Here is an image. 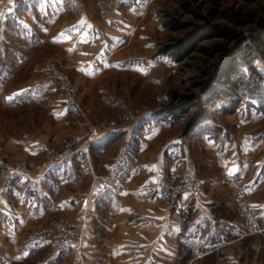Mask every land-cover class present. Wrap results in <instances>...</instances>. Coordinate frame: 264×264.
<instances>
[{
    "label": "crops",
    "instance_id": "1",
    "mask_svg": "<svg viewBox=\"0 0 264 264\" xmlns=\"http://www.w3.org/2000/svg\"><path fill=\"white\" fill-rule=\"evenodd\" d=\"M96 1L0 0V105L40 116L0 125L9 161L32 175L15 173L0 183V262L264 264V234L246 235L229 186L243 181L264 226L263 115L239 110L185 134L171 133L182 125L170 119L140 129L141 108L121 111L117 126L114 118L94 124L45 78L42 62L59 56L92 115L98 98L126 107L105 88L110 75L151 76L166 0H116L108 17ZM69 133L79 137L75 155L36 178L35 163ZM172 168L198 184L175 211L160 195ZM62 215L77 227L72 242L40 233Z\"/></svg>",
    "mask_w": 264,
    "mask_h": 264
},
{
    "label": "rangeland",
    "instance_id": "2",
    "mask_svg": "<svg viewBox=\"0 0 264 264\" xmlns=\"http://www.w3.org/2000/svg\"><path fill=\"white\" fill-rule=\"evenodd\" d=\"M98 1L99 0L96 1L97 10L102 17H106L102 14L103 10L112 12V9L116 4V0H102L105 2V6L102 9L98 5ZM200 4H201V9H200L201 15H208L209 13H211V11H213V8H215L217 5L219 6L218 13L217 14L214 13L213 16H210L206 19H202L200 17L193 16L189 13H184L179 7L180 3L178 0H166L160 4L159 10L161 13L165 14V13H174L175 11H180L178 15L180 16L181 21L185 23L183 24L185 26H183L180 30H175V31L164 28L165 32H163L162 35L158 36L156 52H154L153 55L150 54V57L155 58L156 55L158 54L157 52L165 45L171 46L175 44L177 40L191 35L197 29L201 30L207 24L215 25L218 23H223V25H226L227 27L239 29L237 20L234 19L233 15H231V12L230 13L228 12L230 9H235L240 11V13L242 14L241 19L247 21H250V19H253V16H255L254 18L255 24L254 23L249 24L245 27L240 28L243 29L244 31H248V32L255 31L257 29L256 23H258V21L261 20L264 21V0H257L256 2H253L251 4H249L247 0H201ZM223 12H226L227 14L225 15V18L224 17L220 18V16L223 15L222 14ZM161 18L163 22V17ZM216 42H222L221 38L209 39L208 37L207 38L202 37L199 41V45L200 44L209 45V44H214ZM254 47L257 48V45H254ZM249 52H252V50L248 51V53ZM216 59H217L216 57H210L209 55L196 50L192 51L190 55L184 56L181 62L174 61L170 56L160 55V61L157 62L154 68L151 67V69L153 68V70L151 71V76L148 78H143L137 74H130V75L113 74L112 76L110 75V77L104 79L105 88L109 91L110 95L112 96L116 95L117 97L121 98V100L123 101L122 103L126 104V107H122V108L108 107V105L104 103V100L102 98L101 99L98 98V100L96 101L95 108L91 113L92 115H90L88 108L86 109L83 107L80 93L75 85V79L73 73L71 72V69L62 62L61 58L55 54H50L46 56L42 64L44 68L43 74L46 79L48 73L47 71L48 65H51L52 63L56 65V68L54 69L52 68L51 73L61 75L59 77L63 76L67 78L66 83H70V86L73 87V91L75 92L74 99L77 102L78 104L77 106L80 109L82 115L84 116L83 118L89 119L94 124H99L101 122H104L108 118L109 119L114 118L115 120L111 119L110 122L111 123L113 122V124L114 122L119 124L121 123V121L120 118L118 117H120L121 111L124 110L132 111L135 108H141L143 111L158 109L162 106L163 103L169 105L167 101L171 100V98H173V96H175L176 94L180 96V100L191 98L194 95H196L197 92L199 91L197 85H199L204 80H207V77L205 78L202 72L210 71L211 69H213V66H215L216 63ZM55 83L58 84L64 96V101H65L66 92L63 88L65 87V85L64 84L61 85L59 82H55ZM186 111H187V116L185 117L189 119L193 117L196 108L195 106L194 108L187 107ZM25 114L30 118L32 116H34V118L36 117L37 119L40 117L36 112L32 111L31 109H27L26 112H22V114L19 115L17 114L16 111L9 112L7 110H4L3 107L0 105V125L5 124L6 126L4 125L2 126H4V128L7 129L9 125H14L15 123H19L20 118ZM127 114L136 116L135 112L127 113ZM211 115H214V113L212 112ZM113 126H117V125L114 124ZM199 127L200 126H197V128ZM183 129L184 126L182 125L174 128V130H172L171 133L182 134ZM65 137L66 138L64 139L63 144L60 147L53 148L51 151H49V153H47V155L41 161L35 163V165L32 168L33 169L32 173L35 174L36 168L39 165L44 164L52 156L67 151L69 147H72L71 145H73L75 141H77V143L73 145V148L75 147L76 150L79 148L80 142L78 136L69 133ZM0 149H1L0 159H3L5 163L4 171L6 173L13 169H17L24 172V167L22 165L14 164L11 161H9L6 155V149L2 143H0ZM171 170L168 172V174L171 172ZM177 171L179 176H181L179 170ZM182 178L183 180L188 179L184 177ZM0 179H1V173H0ZM0 183H4V181L0 180ZM230 188L232 191L231 193L233 200L234 190L231 186ZM164 204L167 207L169 206L166 202H164ZM233 204L235 207V211L237 212V215L243 221L242 215L239 212V209L237 205H235L234 201ZM173 211H175V209ZM70 223H74V222L69 217L65 215L57 216L48 220L44 225H42V227L40 228V233H42V230L45 228L53 231L64 230V229L65 231H67L69 230ZM261 235L262 234H253L247 236L258 238ZM258 260H260V258H258ZM0 263L4 264L3 260H1ZM18 264H25V263H18Z\"/></svg>",
    "mask_w": 264,
    "mask_h": 264
},
{
    "label": "trees",
    "instance_id": "3",
    "mask_svg": "<svg viewBox=\"0 0 264 264\" xmlns=\"http://www.w3.org/2000/svg\"><path fill=\"white\" fill-rule=\"evenodd\" d=\"M178 1L179 7L184 13L202 19L213 16L214 13L217 14L219 10L217 5L208 15H201V0ZM256 1L247 0L249 4ZM228 12H231V15L237 20L239 29L227 27L223 23L207 24L203 28L201 27V30L197 29L191 35L177 40L171 46L165 45L157 52L158 55L170 56L178 62L195 50L217 59L213 69L202 72L207 80L197 85L199 91L196 95L180 100V96L176 94L167 101L169 105L163 103L158 109L147 110L144 117L140 119L142 123L140 129L150 124L154 119L162 121L170 119L183 125V134H185L203 121L223 118L227 114H235L239 110H253L264 116V21H258L257 29L248 32L240 28L255 24V16L247 21L241 19L242 14L238 10L230 9ZM178 13L180 11L162 13L165 29L175 31L185 26ZM222 14L220 18H225L227 13L223 12ZM202 37L221 38L222 42L199 45ZM254 45H257V48ZM251 50L252 52L248 53ZM194 106L196 111L193 117L186 118V108H194ZM212 112L214 115H211Z\"/></svg>",
    "mask_w": 264,
    "mask_h": 264
},
{
    "label": "built area",
    "instance_id": "4",
    "mask_svg": "<svg viewBox=\"0 0 264 264\" xmlns=\"http://www.w3.org/2000/svg\"><path fill=\"white\" fill-rule=\"evenodd\" d=\"M98 5L103 9V7L105 6V2L102 0H99ZM110 13H111L110 11L109 12L104 11V10L102 11V14L106 17H108ZM52 68L53 69L56 68V65L54 63H52L51 65H48L47 79L50 81L59 82L61 85L64 84L65 87L63 88L66 92L65 94L66 104L77 106L78 104L74 99L75 92L73 91V87L70 86V83H66L67 82L66 77H63V76L59 77L61 75L52 74L51 73ZM76 143L77 141H75L74 144ZM73 145H71L72 147H69L67 151L60 153V154H56L52 156L50 159H48L44 164L39 165L36 168V172H35L36 178L43 177L52 168L62 164L63 162L73 157L77 151L75 147L73 148ZM4 166H5V163L3 159H0V173H1L0 180L1 181H6L8 178H10L15 173H21L23 175H29L30 177H32V175L26 172L17 170V169H13L6 173L4 171ZM177 170L178 169L176 168L171 170V172L168 174L166 182L160 188L161 199L163 202H166L169 205L168 208L170 211H173L174 209H176L178 205V200L183 193L193 191L198 186L197 182L193 179L183 180V178L179 176ZM229 184L234 190L233 201L235 205H237L239 212L242 215L243 223L246 228V235L263 234L264 226L259 223V221L256 219L252 211L251 205L249 203V196H248V193L246 191L243 181L240 179L234 178L230 180ZM69 226H70L69 230L67 231H65V229L53 231V230H49L45 228L42 230V234L50 235L59 241L72 242L77 236V229L74 223H70Z\"/></svg>",
    "mask_w": 264,
    "mask_h": 264
}]
</instances>
